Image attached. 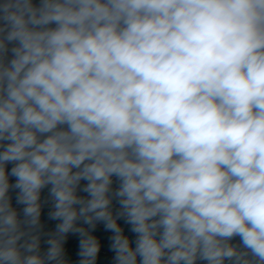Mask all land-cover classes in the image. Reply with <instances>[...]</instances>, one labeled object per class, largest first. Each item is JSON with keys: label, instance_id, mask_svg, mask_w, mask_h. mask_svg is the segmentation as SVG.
<instances>
[{"label": "clouds", "instance_id": "obj_1", "mask_svg": "<svg viewBox=\"0 0 264 264\" xmlns=\"http://www.w3.org/2000/svg\"><path fill=\"white\" fill-rule=\"evenodd\" d=\"M0 264H264V0H0Z\"/></svg>", "mask_w": 264, "mask_h": 264}]
</instances>
